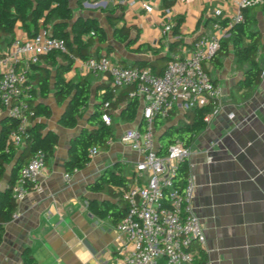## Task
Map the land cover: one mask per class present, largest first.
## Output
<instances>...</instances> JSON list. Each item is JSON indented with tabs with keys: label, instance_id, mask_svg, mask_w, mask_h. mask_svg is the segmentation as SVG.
Segmentation results:
<instances>
[{
	"label": "crops",
	"instance_id": "crops-1",
	"mask_svg": "<svg viewBox=\"0 0 264 264\" xmlns=\"http://www.w3.org/2000/svg\"><path fill=\"white\" fill-rule=\"evenodd\" d=\"M68 1L73 16L95 19L107 33V42L95 40L90 53L108 55L122 65H134L136 60L156 56H167L166 63L171 54L189 51L200 34L217 32L221 35L227 54L220 56L219 66L211 59L204 62L209 76L222 87L221 102L212 108L209 120L204 121L189 145L192 152L186 161L187 171L195 183V210L205 234L204 247L193 242L195 264L206 261L264 264V76H260L255 85L244 84L247 65L237 62L233 56L228 27L212 28L214 21L221 23L233 14L237 0H175L169 14L161 0H119L121 6L114 12H111L114 7L111 0ZM143 3L150 4L152 9L145 10ZM216 8L221 9L220 16L213 14ZM246 9V15L251 18L249 28L259 35L256 61L261 69L264 66V9L260 4ZM116 15L120 16L117 25L128 27L134 39L128 47L112 37L109 18ZM176 23L179 33L174 35L172 27ZM165 24L171 25L170 31L163 32ZM15 33L27 38L19 23ZM176 39L180 43L175 51H170L168 44ZM80 77L87 78L92 93L101 92L102 88L98 87L109 81L104 74H81L72 62L64 74L65 80L76 81ZM32 80L36 91L34 101L48 105L51 110L49 118L40 120L47 129L58 134V141L39 177L40 189L31 190L16 201L11 219L4 224L0 264H16L24 247L30 248L36 264H123L132 251V244L116 230L109 216L93 214L87 202L124 204L118 197L96 190L95 182H103L101 179L107 170L114 168L126 178V185L130 183L137 155L121 144L118 136L126 128L139 127V118L143 125L139 106L132 122L121 121L118 109H110L113 137L108 148L100 149L84 167L69 173V178L65 179L64 162L69 142L83 126H88L86 116L91 108L86 109L83 121L81 117L75 127H64L58 123L62 108L55 104L52 91L41 98ZM181 118L173 115L169 123L175 124ZM7 183L8 172L0 179V191ZM113 188L118 191L117 186Z\"/></svg>",
	"mask_w": 264,
	"mask_h": 264
},
{
	"label": "built area",
	"instance_id": "built-area-1",
	"mask_svg": "<svg viewBox=\"0 0 264 264\" xmlns=\"http://www.w3.org/2000/svg\"><path fill=\"white\" fill-rule=\"evenodd\" d=\"M260 2L237 0L228 24L241 22L243 10ZM143 7L147 11L152 9L147 3H143ZM165 12L169 14V8ZM213 14L220 16L221 9H214ZM212 28L226 29L227 25L214 21ZM170 30L171 25L165 24L163 32ZM220 42L219 33H202L194 39L189 51L171 54L158 72L146 66L122 65L105 54L85 59L68 55L81 74H104L116 88L133 86L130 94L138 99L142 128L129 127L118 136V141L137 155L130 183L117 187L126 209L115 228L132 244V251L124 258L123 264H159L161 260L165 264H195L193 242L205 246L204 228L194 206L192 174L187 173L181 190L173 184L178 164L186 162L192 150L177 140L168 146L165 154H159L154 118L167 122L172 111L174 116L183 117L187 110L195 107L210 104L215 108L220 105L222 87L204 67V62L219 49ZM53 50L67 52L61 38L41 28L32 37L15 36L0 55V117L6 115L16 120L15 126L7 133L8 144L20 147L26 136L34 89L29 77L30 65L39 63L40 55ZM260 76H264V66L260 69ZM108 107L109 103L105 102L104 108ZM209 118V113L203 116L204 121ZM101 120L110 125V111H103ZM111 141L109 139L106 144ZM100 149L91 145L89 156L98 154ZM44 165L43 152L34 151L10 187L15 201L23 199L31 190L40 189L39 177ZM64 178L68 179L69 173H65ZM204 264L212 263L206 261Z\"/></svg>",
	"mask_w": 264,
	"mask_h": 264
},
{
	"label": "trees",
	"instance_id": "trees-1",
	"mask_svg": "<svg viewBox=\"0 0 264 264\" xmlns=\"http://www.w3.org/2000/svg\"><path fill=\"white\" fill-rule=\"evenodd\" d=\"M97 1V0H94ZM114 7H120L119 0H111ZM175 0H161V5L169 8ZM264 9V1L258 3ZM247 9L243 10V20L232 22L223 19L221 23L227 25V32L231 38L232 53L237 62L246 63L243 74V83L255 85L260 81V68L257 65L256 55L259 49V35L249 28L251 18L246 15ZM120 16L109 18L112 26V37L128 47L133 43V38L129 35V28L124 24L117 25ZM17 23L26 33L27 37H32L41 28L46 29L52 36L61 38L66 46L67 52L50 51L40 55L43 64H31L29 77L35 80L38 88V95L41 98L48 96L52 91L53 99L58 107L62 108L58 123L64 127L73 128L78 120L83 116L88 107L90 113L86 116V124L79 133L70 140L67 151V158L64 162L66 173H72L80 169L90 160L88 148L96 145L101 149H107L106 142L113 137V127L106 125L101 120L103 111L118 109V117L121 121L132 122L138 111V99L130 93L133 86L116 88L111 86L110 80L98 87L101 92H91V86L86 77H80L76 81H67L64 74L71 68L72 61L69 54L85 59L92 54L90 47L97 40L99 43L107 42V33L95 19L73 16V11L68 0H0V55L16 36L15 29ZM172 33L177 35L178 23L172 27ZM176 39L168 44L170 51L176 50V45L180 42ZM140 50V49H139ZM227 45L220 42L219 49L210 58L215 66L220 65V56L227 54ZM99 50L96 51V54ZM169 58V57H168ZM167 56H156L154 59H141L133 62L140 67L146 66L153 71H160ZM66 60L65 63L63 61ZM33 99L30 101L31 113L29 124L26 129V136L20 147L8 144L7 133L16 124V120L9 116L0 118V179L8 172V183L4 190L0 191V241L4 224L11 219L16 207V201L11 196V185L18 179L20 170L27 162L32 153L41 150L44 154L45 163L52 156L54 146L58 141V134L46 128V124L40 120L41 117L51 116L50 107L46 104L34 101L36 91L33 89ZM108 102L109 107L104 108V103ZM212 106L195 107L187 110L184 116L177 123L171 124V116L167 122L160 118H154L156 130L162 132L157 138L158 153L165 154L170 144L180 140L183 145H190L198 130L204 125L203 116L210 113ZM111 115V114H110ZM142 121L139 128H142ZM186 162L178 164L173 177V184L181 190L187 175ZM102 181L95 182L96 190H103L110 195L118 197L123 202L121 191H115L113 187L126 186V178L114 168L107 170L102 177ZM88 208L99 217L109 216L116 223L124 214L126 206L102 201L98 205L94 201H88ZM202 260V258H200ZM196 263V258H194ZM16 264H36V261L29 247H24L21 251L20 259ZM165 264V263H159Z\"/></svg>",
	"mask_w": 264,
	"mask_h": 264
},
{
	"label": "rangeland",
	"instance_id": "rangeland-1",
	"mask_svg": "<svg viewBox=\"0 0 264 264\" xmlns=\"http://www.w3.org/2000/svg\"><path fill=\"white\" fill-rule=\"evenodd\" d=\"M107 6H110V3H107ZM89 76H91V74L89 75ZM89 78H91V77H89ZM51 97V96H50ZM50 97L48 98V99H50ZM47 100V99H46ZM80 121H83V117L80 119Z\"/></svg>",
	"mask_w": 264,
	"mask_h": 264
},
{
	"label": "water",
	"instance_id": "water-1",
	"mask_svg": "<svg viewBox=\"0 0 264 264\" xmlns=\"http://www.w3.org/2000/svg\"><path fill=\"white\" fill-rule=\"evenodd\" d=\"M140 120H141V118H139L138 125L140 124ZM161 133H162V132H159V133L157 134V138L161 135Z\"/></svg>",
	"mask_w": 264,
	"mask_h": 264
}]
</instances>
